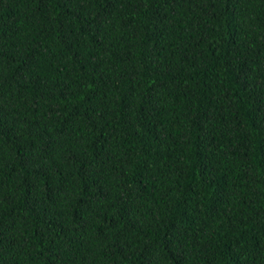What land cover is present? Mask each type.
Returning <instances> with one entry per match:
<instances>
[{
  "label": "trees",
  "instance_id": "obj_1",
  "mask_svg": "<svg viewBox=\"0 0 264 264\" xmlns=\"http://www.w3.org/2000/svg\"><path fill=\"white\" fill-rule=\"evenodd\" d=\"M0 264H264V0H0Z\"/></svg>",
  "mask_w": 264,
  "mask_h": 264
}]
</instances>
